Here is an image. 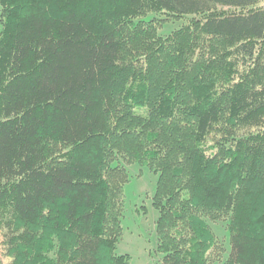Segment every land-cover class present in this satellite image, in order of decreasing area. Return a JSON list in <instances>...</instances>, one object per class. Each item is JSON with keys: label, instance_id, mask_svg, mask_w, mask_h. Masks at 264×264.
I'll list each match as a JSON object with an SVG mask.
<instances>
[{"label": "trees", "instance_id": "obj_1", "mask_svg": "<svg viewBox=\"0 0 264 264\" xmlns=\"http://www.w3.org/2000/svg\"><path fill=\"white\" fill-rule=\"evenodd\" d=\"M259 2L0 0V230L11 264L131 263L116 253L107 209L115 154L160 173V264H208L206 217L226 211L225 264H264ZM145 7L189 22L161 37ZM244 127L258 129L237 136Z\"/></svg>", "mask_w": 264, "mask_h": 264}, {"label": "rangeland", "instance_id": "obj_2", "mask_svg": "<svg viewBox=\"0 0 264 264\" xmlns=\"http://www.w3.org/2000/svg\"><path fill=\"white\" fill-rule=\"evenodd\" d=\"M258 6H264V0H260ZM222 9L234 10L220 8ZM1 14L0 6V21ZM142 18L145 21L159 20L161 37H167L189 22V17H174L154 11L150 7H145ZM1 29L0 22V31ZM257 129L244 127L236 135L242 137ZM106 176L112 189L111 203L107 209L118 218L111 221L114 225L113 237L114 232L120 228L116 241L117 255L128 256L131 260L130 264H160L163 259L157 237L160 214L155 206L160 173L151 168L133 164L131 161L128 162L115 154L112 169L107 171ZM206 219L216 239V246L210 252L208 264H225L231 250V237L227 229L229 212L226 211L222 217L216 219L213 217H206ZM7 240L6 230H0V264H11Z\"/></svg>", "mask_w": 264, "mask_h": 264}]
</instances>
